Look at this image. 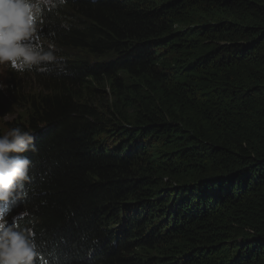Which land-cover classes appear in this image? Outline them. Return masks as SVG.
<instances>
[{"label": "trees", "instance_id": "trees-1", "mask_svg": "<svg viewBox=\"0 0 264 264\" xmlns=\"http://www.w3.org/2000/svg\"><path fill=\"white\" fill-rule=\"evenodd\" d=\"M49 19L64 70L0 90V134L35 137L13 215L37 217L45 264H264V0H67Z\"/></svg>", "mask_w": 264, "mask_h": 264}, {"label": "clouds", "instance_id": "clouds-1", "mask_svg": "<svg viewBox=\"0 0 264 264\" xmlns=\"http://www.w3.org/2000/svg\"><path fill=\"white\" fill-rule=\"evenodd\" d=\"M67 0H0V76L6 71L48 73L63 71L66 58L59 55L53 37L44 33L49 16H59ZM60 27L70 30L62 21ZM0 87L7 88L6 84ZM34 135L21 127L0 134V206L22 203L28 196L33 162L22 154L37 148ZM37 217L28 211L13 215L0 211V264H45L35 231Z\"/></svg>", "mask_w": 264, "mask_h": 264}, {"label": "rangeland", "instance_id": "rangeland-1", "mask_svg": "<svg viewBox=\"0 0 264 264\" xmlns=\"http://www.w3.org/2000/svg\"><path fill=\"white\" fill-rule=\"evenodd\" d=\"M4 78H5V74L3 76H0V85L2 84H5L6 83V80L4 81ZM154 255H159V253L157 252H153Z\"/></svg>", "mask_w": 264, "mask_h": 264}]
</instances>
